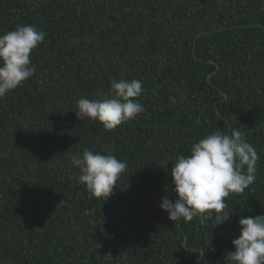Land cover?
Wrapping results in <instances>:
<instances>
[{"label":"trees","instance_id":"obj_1","mask_svg":"<svg viewBox=\"0 0 264 264\" xmlns=\"http://www.w3.org/2000/svg\"><path fill=\"white\" fill-rule=\"evenodd\" d=\"M17 25L45 39L0 97V264H223L238 219L264 216V0H0V35ZM112 79L141 81L144 111L112 130L76 118ZM233 129L259 159L230 218L168 220L170 160ZM85 149L126 161L105 200L76 179Z\"/></svg>","mask_w":264,"mask_h":264},{"label":"clouds","instance_id":"obj_2","mask_svg":"<svg viewBox=\"0 0 264 264\" xmlns=\"http://www.w3.org/2000/svg\"><path fill=\"white\" fill-rule=\"evenodd\" d=\"M45 33L32 25H17L0 35V97L13 91L35 73L30 54L43 43ZM143 92L138 80L110 82L108 96L99 100L80 98L76 102V118L100 122L107 130L144 111L137 99ZM259 156L243 132H212L191 145L188 155H178L169 173L176 199L162 197L158 207L171 222H213L214 227L230 218L224 212L225 198L243 192L255 181ZM71 163L79 169L76 177L90 196L105 200L126 170V161L115 155H102L85 149L71 155ZM238 238L232 240L233 251L225 253L223 264H264V216L240 217Z\"/></svg>","mask_w":264,"mask_h":264}]
</instances>
